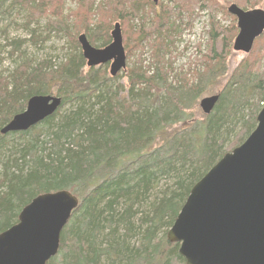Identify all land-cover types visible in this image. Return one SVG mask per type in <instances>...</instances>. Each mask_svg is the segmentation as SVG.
I'll return each mask as SVG.
<instances>
[{"label": "trees", "instance_id": "obj_1", "mask_svg": "<svg viewBox=\"0 0 264 264\" xmlns=\"http://www.w3.org/2000/svg\"><path fill=\"white\" fill-rule=\"evenodd\" d=\"M63 1L0 0V14L15 11L32 39L46 19L49 35L62 33L73 46L54 64L28 59L23 40L8 43L15 61L9 72L0 73V130L32 96L53 95L61 103L29 130L0 133V232L15 224L20 210L37 195L67 190L80 203L60 234L57 254L46 264H185L178 244L169 243L166 233L192 186L256 126L264 103V71L251 67L264 32L226 78L211 113L199 118L197 100L224 75L223 51L229 50L236 26L229 30L212 24L209 52L199 60L206 70H192L193 79L175 73L168 81L170 62L163 55L171 43L167 32L175 30L180 12L196 5L216 8L218 0H188L187 5L178 0L174 21L172 8L160 1L107 0L110 15L130 26L134 48L151 51L152 61L144 69L140 60L127 70L126 88L116 82L118 75H106V66L84 71L75 38L80 29L89 33L92 10L84 12L85 27L78 28L84 25L80 20L70 32L62 18ZM232 1L253 9L262 0ZM151 13L156 20L145 27ZM56 21L66 25L58 30L52 27ZM110 28L95 26L98 32ZM103 42L97 47L110 42L109 33ZM66 105L70 109L63 111Z\"/></svg>", "mask_w": 264, "mask_h": 264}, {"label": "water", "instance_id": "obj_2", "mask_svg": "<svg viewBox=\"0 0 264 264\" xmlns=\"http://www.w3.org/2000/svg\"><path fill=\"white\" fill-rule=\"evenodd\" d=\"M227 12L236 18L238 29L233 50L250 53L264 32V9H243L232 3ZM78 43L87 67L108 63L111 77L125 70L118 22L103 48L93 47L84 34L78 36ZM218 97L199 100L204 115L211 113ZM60 103L53 95L30 97L0 133L26 131L51 116ZM79 203L67 190L34 197L20 210L17 222L0 232V264H46L57 254L60 234ZM166 239L178 244L185 264H264V106L247 138L192 186Z\"/></svg>", "mask_w": 264, "mask_h": 264}, {"label": "rangeland", "instance_id": "obj_3", "mask_svg": "<svg viewBox=\"0 0 264 264\" xmlns=\"http://www.w3.org/2000/svg\"><path fill=\"white\" fill-rule=\"evenodd\" d=\"M159 1L164 6L172 8L173 14L170 16V21H174L173 16H176L179 11L178 9H180L179 7H175V4L176 2H178V0ZM63 2L64 6L62 18L66 17L65 22L68 25L70 32H73L74 23H79L80 20H82V23L84 25L78 28L85 27L84 20H86V18L84 17L86 14H84V12L85 10L87 11L88 7L89 10H92V12L87 14V16L89 17V23L87 25L89 33L84 31L83 29H80L75 38V41L77 43L78 36L84 34L93 47L103 48L97 47V45L102 44L104 40L108 39V33L110 36V32L115 22L120 23L121 31L125 32L122 36V39L123 43L126 45V49H124L126 54V68L125 70H122L117 74V83L122 84L124 87L127 85V78L125 77V75L127 73V70L131 68L134 63L138 64L141 60L142 68L144 69L145 66H147L148 63L152 61L150 49L144 47V50L141 51L140 49L134 48L135 44H133L132 41H134L135 37L129 32L130 26H128L127 23H124L120 19H116L110 15V9H108L109 7L107 0H64ZM8 3L9 2H6L4 6L6 7ZM84 3L86 4L84 5ZM232 3V0H218L216 8H201L196 5L191 10V12H180V19L176 20V23H174L175 30L167 32L171 36L169 39L171 43L168 44V53H165L163 55V60H169L170 62L171 70L169 71L170 77L168 76V81H171L175 73L185 74L187 78L193 79L192 70H199L201 72H204V70H206L202 67V64L200 65L199 60H202V56L207 55V53L209 52V47L211 46L209 43V32L212 28V24L218 23L220 24V26L229 30H231L232 26H236V19H234V17L227 12V8ZM184 4L187 5L188 0H186ZM159 8L160 7H157L156 10H159ZM256 8L264 9V0H262L259 3V6H257ZM223 10H225L227 13H225ZM187 12L190 14H188ZM72 15L76 16L77 19L76 17L75 19H73L74 17ZM81 16L82 18H80ZM53 18V20H56L55 18H57V16H53ZM152 19H155L154 14H148L145 22H143V25L146 27V24L150 23ZM57 21L56 26L52 27H57L58 30L66 25H64L63 22L57 23ZM22 23L23 18L19 16L15 11H12L8 16H3L0 14V73L6 74L10 71V69L14 67L13 60L15 61V59H12V57L9 55L12 49L8 45L9 41H12L14 39L23 40L22 52L26 54L28 59H32L35 62L44 59H51L54 64L59 63L61 60H63L65 54L69 52V49L73 48L72 43L70 42V40L68 41L66 35L62 33H60V36H56L54 35V33H51L49 35L48 29H46V27L48 28V21L46 19H42L39 22V25L37 27L38 38L36 39L31 38L29 30H24L20 26ZM108 24H110L111 28L107 32L105 31L106 28L102 29V32H98L97 29H95V26H106ZM162 25L165 28V23H163ZM32 27L34 28L33 25H31V29ZM237 32L235 33V36L237 35ZM88 34H90L91 37H89ZM234 38L230 43L231 45L229 50L223 51L226 57L224 59V75L216 80L214 86L209 88L210 90L208 89V86L206 87V90L208 89V91L205 92L203 96L198 98L197 105L199 104V100L201 98L217 94L220 88L223 87L226 78H228L233 70L237 68L239 63L249 55V53L245 54L240 51L233 50L232 46ZM255 61L256 63L251 67L253 71H264V42L259 53V58H257ZM103 66H106V75L110 76L108 63L95 66L93 68L97 69ZM88 68L89 67H87L85 64L84 71H86ZM149 72H151V70ZM120 96H126L125 92L123 91ZM197 108L198 111L195 113V116L201 118L200 116L203 115V112L199 108V105L197 106ZM69 109V105L63 107V111H67ZM165 182L166 181L164 179L161 181L162 184H164Z\"/></svg>", "mask_w": 264, "mask_h": 264}, {"label": "bare ground", "instance_id": "obj_4", "mask_svg": "<svg viewBox=\"0 0 264 264\" xmlns=\"http://www.w3.org/2000/svg\"><path fill=\"white\" fill-rule=\"evenodd\" d=\"M3 13H4V12H3ZM3 13H2V14H3ZM103 43H104V42H103ZM102 46H103V45H102ZM100 47H101V46H100ZM28 130H29V129H28ZM7 134H8V133H7ZM17 134H18V133H17ZM18 139H19V138H18Z\"/></svg>", "mask_w": 264, "mask_h": 264}]
</instances>
